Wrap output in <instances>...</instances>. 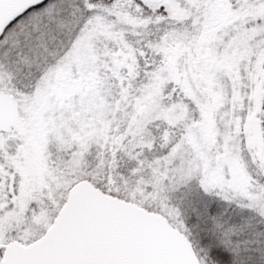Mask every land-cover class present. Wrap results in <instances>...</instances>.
<instances>
[{"label":"snow or ice","instance_id":"6c2138e0","mask_svg":"<svg viewBox=\"0 0 264 264\" xmlns=\"http://www.w3.org/2000/svg\"><path fill=\"white\" fill-rule=\"evenodd\" d=\"M0 264H264V0H0Z\"/></svg>","mask_w":264,"mask_h":264}]
</instances>
